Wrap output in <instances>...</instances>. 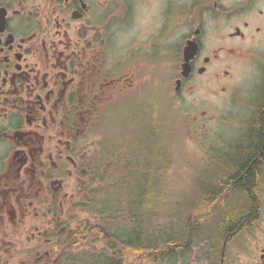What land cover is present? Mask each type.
<instances>
[{"label": "flooded vegetation", "instance_id": "1", "mask_svg": "<svg viewBox=\"0 0 264 264\" xmlns=\"http://www.w3.org/2000/svg\"><path fill=\"white\" fill-rule=\"evenodd\" d=\"M176 117L223 180L242 179L228 147L264 149V0H0V264L94 258L72 253L80 238L65 221L76 211L94 225L82 204L97 184L139 180L150 166L133 159L139 134L170 142ZM219 192L200 209L240 208L227 198L241 192ZM250 195L244 227L204 223L190 253L133 264H264V169Z\"/></svg>", "mask_w": 264, "mask_h": 264}, {"label": "trees", "instance_id": "2", "mask_svg": "<svg viewBox=\"0 0 264 264\" xmlns=\"http://www.w3.org/2000/svg\"><path fill=\"white\" fill-rule=\"evenodd\" d=\"M257 136V139L262 138L261 129L258 130ZM242 144L241 142L232 150L235 154L231 153L232 158L238 159L234 166L237 174L241 175V180L234 183L232 181H208L205 186H201L204 181H198L197 187L201 189L203 195L176 199L175 204L169 206L164 215L158 214L157 211L153 215L147 214V209L152 207L153 202H156L158 194L151 192L146 180L135 184H130L129 181H118L101 186L92 205L85 206L86 212L95 220V223L90 224L85 218L84 230L76 234V237L80 238L79 246L72 251V253L86 255L94 253L95 257L80 258L83 260L75 263L121 264L123 258H126L130 264L139 253L186 255L190 253V248L199 246L200 240L205 237L206 227L204 228L203 222L207 216L212 215L213 217L210 220V227H213L214 232L216 229L225 234L228 231L232 232L239 225L241 227L242 224H246L248 215L251 213V210L248 211L247 208L255 201V197L250 195V190L253 189L260 171L264 169V149L260 147L259 141L250 147L249 145L242 146ZM252 159L255 161L250 165ZM150 169L146 173L153 172V169ZM208 173L218 172L214 169ZM121 188L139 190L137 208L125 210L124 199L119 194H111L112 191L118 192ZM198 189L196 191H199ZM210 189L218 193L220 190L228 189L241 192L243 196L237 195L231 198L237 201L235 202L236 207L240 208L225 212V219V214L221 217L222 211L206 215L200 207H204L205 203L212 200V197H207L210 195L205 193ZM117 220L123 226L127 223L129 226L123 228ZM172 231L174 235L170 234ZM91 237L94 238L92 250L91 244L83 240Z\"/></svg>", "mask_w": 264, "mask_h": 264}, {"label": "rangeland", "instance_id": "3", "mask_svg": "<svg viewBox=\"0 0 264 264\" xmlns=\"http://www.w3.org/2000/svg\"><path fill=\"white\" fill-rule=\"evenodd\" d=\"M241 67L242 66H236L233 68L236 76H241ZM189 121L193 122L195 120L190 119ZM166 155L171 162V166L162 165L167 161ZM212 157L213 155L211 153H205L198 129H196L193 124L184 123L183 120L178 117H176L175 130L174 134L171 135L170 142L166 139V132L162 130L160 132L155 131L152 133L146 131L141 132L139 134V142L133 150V159L136 163L142 162L141 166H145L147 163L153 165V172L162 176L161 190L168 191L172 194L171 196H173L163 197L162 201L156 196V202H153L152 207L147 209V214L151 213L156 207L159 209L160 206L167 207L174 205V198L183 196L187 198L197 197L198 195L200 196L201 194H199V191L196 192L197 181L198 178L203 175V170L210 172L215 169L214 165L210 164ZM160 166H162L163 169H166L164 172V174L167 173L165 179H163V173L158 171ZM150 170H152V168ZM217 172H220V168ZM132 177H139V181H141L142 178L141 173H138L136 169L134 170ZM118 194L124 199L125 210H133L137 208V200L140 196L139 190L133 188H121L118 190ZM235 202V199H231L229 201V207H236L237 203ZM165 220L169 221V219ZM75 221L76 220L70 223L69 226L72 227H69V229H75V231H77L84 226L80 221L75 225ZM118 221L119 220H117V222ZM204 221L205 225L210 227V220L205 218ZM118 224L123 228L129 226L128 223L125 226L119 222ZM146 255V253H142V256Z\"/></svg>", "mask_w": 264, "mask_h": 264}, {"label": "bare ground", "instance_id": "4", "mask_svg": "<svg viewBox=\"0 0 264 264\" xmlns=\"http://www.w3.org/2000/svg\"><path fill=\"white\" fill-rule=\"evenodd\" d=\"M228 149H230V150H233L234 148L232 147V146H230V147H228ZM152 169H153V166H152ZM158 171L159 172H162L163 173V176H164V171H163V167L162 166H160L159 167V169H158ZM205 173V170H203V174ZM224 173H228L227 171H225V170H222V171H220L218 174H216V173H214V174H216V175H214V176H212L211 177V179H212V181L213 182H218V181H226V180H223L221 177H222V175L224 174ZM146 181L148 182V185H149V188H150V190H151V192H153L154 194H159L160 192H161V189H162V185H161V182H162V176H159V175H157L156 173H154V172H151V173H149L148 175H147V177H146ZM198 181H203L202 180V176L201 177H199L198 178ZM205 183H206V181H204V182H202L201 183V185L202 186H205ZM160 185H161V187H160ZM198 189V187L196 188V190ZM210 192H215L214 191V189H210V191H209V193ZM199 194H202V192H201V189H199ZM210 194H213V193H210ZM214 195H216V194H214ZM201 196V195H200ZM231 198H233V196H231V195H228V198H227V200L228 199H231ZM200 210H202V211H204L205 213H206V215H208V214H210V213H214V214H217L216 213V210H211V208H209V207H206V208H202V209H200ZM156 208H154L152 211H151V215H153V214H155L156 213ZM227 211H228V208H227V205H226V207H225V209L222 211V213H221V217H223V215H224V219H225V216H226V213H227ZM221 212V211H220ZM226 212V213H225ZM219 213V212H218ZM213 214V215H214ZM212 217V215L211 216H207L206 218H211ZM220 217V218H221ZM149 227H151L150 225H148ZM168 234V233H167ZM170 234H173V231L170 233ZM174 235V234H173Z\"/></svg>", "mask_w": 264, "mask_h": 264}, {"label": "water", "instance_id": "5", "mask_svg": "<svg viewBox=\"0 0 264 264\" xmlns=\"http://www.w3.org/2000/svg\"><path fill=\"white\" fill-rule=\"evenodd\" d=\"M186 54V53H185ZM188 74V68H186V66L183 68V76H187Z\"/></svg>", "mask_w": 264, "mask_h": 264}]
</instances>
